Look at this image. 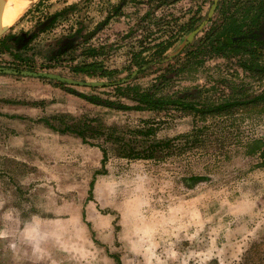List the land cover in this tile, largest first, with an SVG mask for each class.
<instances>
[{
  "label": "rangeland",
  "instance_id": "rangeland-1",
  "mask_svg": "<svg viewBox=\"0 0 264 264\" xmlns=\"http://www.w3.org/2000/svg\"><path fill=\"white\" fill-rule=\"evenodd\" d=\"M38 1L25 0L27 10L7 33L34 32L49 14L67 4L81 5L33 40L28 54L34 70L82 78L71 70L82 55L54 61L47 55L49 44L83 23L80 47H103L98 58L122 70L117 79L130 74L140 42L153 45L213 4L128 2L89 37L121 0H43L32 9ZM190 33L179 36L167 61L129 82L156 85L158 96L214 104L263 88L264 81L245 72L237 58L209 55L200 65L160 78L165 63L179 67L184 62ZM15 62L9 52H0V66ZM88 80L110 83L108 78ZM58 83L0 73V264H116L113 254L121 256L122 264L264 261V166L256 150L257 141L264 140V104L205 115L175 107L125 110L93 104L68 90L134 104L119 96L115 85ZM57 115L85 127L88 142L42 120ZM185 134L190 137H181ZM166 140L170 144L154 148V157H145L153 141ZM102 147L108 152L107 172L95 185L94 199L87 201L93 174L102 169Z\"/></svg>",
  "mask_w": 264,
  "mask_h": 264
},
{
  "label": "trees",
  "instance_id": "trees-1",
  "mask_svg": "<svg viewBox=\"0 0 264 264\" xmlns=\"http://www.w3.org/2000/svg\"><path fill=\"white\" fill-rule=\"evenodd\" d=\"M43 0H39L37 4L32 6V9H36L41 5ZM151 2L158 1L159 4L156 6H161L163 4H172L178 0H149ZM128 2L143 3L144 0H121V3L117 5H112L111 10L108 12L107 16L101 21L89 34V37L95 34L100 28L108 24L111 20L114 12L125 6ZM214 3V0H213ZM81 5V2H75L65 5L62 9L49 14L46 19L43 20L36 31L32 32H21V33H7L0 38V52L5 51L13 55L15 66L14 68L21 70L22 67L27 65L28 70H33L34 60L32 54H28L31 43L40 34V32L46 31L48 28L52 27L53 24L60 18L73 15L77 12ZM155 6V5H154ZM212 5L209 10L200 15L196 13L191 16L187 21H184L176 33L167 35V37H162L156 41L153 45H145L143 42L139 43L138 50L134 51L133 59L128 67L131 71L127 77L118 76L122 73V70L115 67H108L103 59H99L100 50L103 48L97 45H89L85 48H81L80 45L84 39V30L86 26L81 23V26L77 27L72 34L65 35L62 38H58L55 44H49L50 51L48 52V59L51 61L60 60L61 58H69L70 55H82L84 59L78 61L77 63H72L71 70L82 78L72 77L74 79H80L83 81L88 80V78H108L110 85H115V90L117 94L121 97H125L134 102V104L123 103L121 101H113L110 99H104L98 94H86L77 92L75 89H68L71 93H74L80 97H83L87 101L97 104L113 106L118 109L125 110H148L156 111L163 110L170 107H175L188 112H194L198 114H210V113H223L233 109L235 107H258L264 104V83L263 88L253 95H247L241 99H227L221 103H194V101L188 100L182 95L178 96H158L154 90L153 85L148 88H143L139 84H132L129 82L128 78L137 76L147 71L148 68L154 66L155 64H163V59L167 57V51L175 44L182 33L188 34L194 29L199 27L204 21V27L196 34L193 41L189 42L183 48V54L187 55L184 62L176 67L173 62H167L162 68L165 73L160 75V78L164 79L169 74H176L180 70L184 71L185 68L188 69L190 66L194 67L203 63V58L207 55L218 56L224 58H237L239 66L247 72L249 75L261 79L264 81V0H219L210 15ZM199 8V12H200ZM30 10L27 11V13ZM151 12L147 11L145 15L147 17ZM135 30L133 27L130 33ZM87 37V39H89ZM83 38V39H81ZM62 43V45H61ZM79 49V52H78ZM153 50L152 58L147 59V52ZM65 56V57H64ZM74 56L73 59H76ZM178 59V58H177ZM18 63V64H16ZM11 67V66H7ZM124 68V70H126ZM61 86H65L67 82L58 81ZM105 85V84H104ZM11 102V101H10ZM54 120H61L64 126H58L54 123ZM44 123L54 130L60 131L62 133H75L82 138L83 141L88 142V133L85 127H78L75 124L68 123L65 120V115H57L51 118H42ZM181 137L189 138V134L182 135ZM171 140L157 141L150 144L151 154L145 155L147 158L154 157L153 149L157 146L168 145ZM256 150L259 151V155L262 159L261 165L264 166V140L257 141ZM102 157V169H97L94 172L93 178L90 181V189L87 196L88 200L94 199V189H95V178L98 174L107 172L106 164L108 161L107 149L101 148ZM133 149L131 153H133ZM127 155V156H132ZM140 155V154H138ZM199 177V176H194ZM85 217V213L83 214ZM91 226L90 223H88ZM96 242H98L96 240ZM116 264H122V259L119 254L112 255ZM264 260V259H263ZM245 264H264V261L256 262L253 259L246 258Z\"/></svg>",
  "mask_w": 264,
  "mask_h": 264
},
{
  "label": "water",
  "instance_id": "water-1",
  "mask_svg": "<svg viewBox=\"0 0 264 264\" xmlns=\"http://www.w3.org/2000/svg\"><path fill=\"white\" fill-rule=\"evenodd\" d=\"M219 0H214V3L212 4L211 10H210V15L213 14V11L216 7V4ZM7 0H0V38L9 31L13 25H3V12L6 6ZM23 15V14H22ZM207 21H204L203 24H201L199 27L194 29L188 36L187 39L185 40V45L189 44V42L193 41L196 34L204 27V24ZM169 57L164 58V61H167ZM0 73H6V74H11V75H23V76H30V77H47L50 79H56L58 81L62 82H67L69 84L73 85H84V86H102L104 85L105 81H96V80H80V79H74L72 77H67L58 73H53V72H48V71H33V70H28V69H21L18 70L14 67H4L0 66Z\"/></svg>",
  "mask_w": 264,
  "mask_h": 264
},
{
  "label": "bare ground",
  "instance_id": "bare-ground-1",
  "mask_svg": "<svg viewBox=\"0 0 264 264\" xmlns=\"http://www.w3.org/2000/svg\"><path fill=\"white\" fill-rule=\"evenodd\" d=\"M26 10L25 0H7L3 12V25L15 24Z\"/></svg>",
  "mask_w": 264,
  "mask_h": 264
},
{
  "label": "crops",
  "instance_id": "crops-1",
  "mask_svg": "<svg viewBox=\"0 0 264 264\" xmlns=\"http://www.w3.org/2000/svg\"><path fill=\"white\" fill-rule=\"evenodd\" d=\"M102 157H103V153H102V156H101V160H102ZM101 160H100V162H101ZM101 164H102V162H101ZM107 166H108V164H106V168H108ZM104 175H106V173H101V174H98L96 176V178H95V185H96L97 181L99 180L100 176H104ZM86 199H87V196H86Z\"/></svg>",
  "mask_w": 264,
  "mask_h": 264
}]
</instances>
